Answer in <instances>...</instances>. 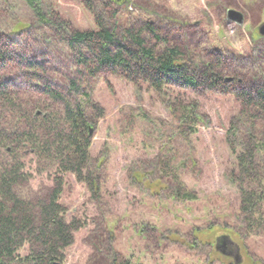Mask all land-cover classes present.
<instances>
[{
  "label": "trees",
  "instance_id": "obj_1",
  "mask_svg": "<svg viewBox=\"0 0 264 264\" xmlns=\"http://www.w3.org/2000/svg\"><path fill=\"white\" fill-rule=\"evenodd\" d=\"M83 2L94 12L96 30L74 28L44 0H19L27 18L13 2L0 7V264H63L75 233L89 224L70 217L62 203L69 176L86 185L99 211L86 236L89 264H143L116 251L109 235L116 221L100 210L102 162L92 158L91 146L104 110L92 88L94 79L107 75L156 96L168 111L163 122L140 115L144 124L133 116L121 128L126 134L139 124L143 137L158 142L154 159L129 171L142 188L173 202L199 198L180 171L193 174L198 166L192 143L206 123L198 97L233 95L238 108L224 135L233 159L224 176L237 193L238 226L264 235L263 50L242 56L201 48L197 25L161 15L147 1L153 18L126 22L121 13L128 0ZM262 10L264 0L254 1L252 13ZM262 40L259 35L256 47ZM222 228L234 238L241 234Z\"/></svg>",
  "mask_w": 264,
  "mask_h": 264
},
{
  "label": "rangeland",
  "instance_id": "obj_2",
  "mask_svg": "<svg viewBox=\"0 0 264 264\" xmlns=\"http://www.w3.org/2000/svg\"><path fill=\"white\" fill-rule=\"evenodd\" d=\"M4 1L0 0V7ZM140 1L126 2L121 13L125 22L132 17L145 21L153 18L149 16L150 10H146L144 3L147 1L158 6L161 15H174L178 20L197 25L201 31V48H218L242 56L261 48L264 53V40L258 42L257 47L254 43L260 35L258 27L264 22V10L252 13L253 3L258 0ZM12 2L15 12L27 18L19 0H8V5ZM44 2L74 28L97 29L94 12L83 0ZM113 9L97 7L101 12L107 10L109 15ZM230 9L243 14L241 23L228 18ZM92 98L104 110L91 146L92 158L97 163L102 162L98 170L104 198L100 210L106 220L116 221L109 235L121 256L143 264H264V235L247 233L238 226L237 193L224 176L233 159L224 140L229 119L238 108L233 95L205 92L198 97L206 120L199 126L197 138L192 143L198 166L193 174L188 169L180 171L183 181L197 191L199 198L184 203L153 195L133 181L129 171L130 168L140 171L146 165L145 160H153L159 144L153 138L143 137L139 124V129H130L126 134L121 126L133 116L143 123L140 115L156 122L168 120L169 113L160 99L110 75L94 79ZM174 145L180 153L184 152L180 143ZM36 184L33 179L31 186ZM62 203L70 217L88 220V230L93 227L90 220L97 217L99 211L93 207L86 185L78 183L74 176L67 178ZM145 225L147 231L139 233V228ZM210 227L214 231L211 232ZM222 227H232L241 234L234 238ZM88 230L85 226L75 233L63 264L90 263Z\"/></svg>",
  "mask_w": 264,
  "mask_h": 264
},
{
  "label": "water",
  "instance_id": "obj_3",
  "mask_svg": "<svg viewBox=\"0 0 264 264\" xmlns=\"http://www.w3.org/2000/svg\"><path fill=\"white\" fill-rule=\"evenodd\" d=\"M228 18L236 23H241L243 20V14L235 9L228 10ZM258 33L261 36H264V22L258 27ZM37 114H40V112H37ZM226 241V239H225Z\"/></svg>",
  "mask_w": 264,
  "mask_h": 264
}]
</instances>
